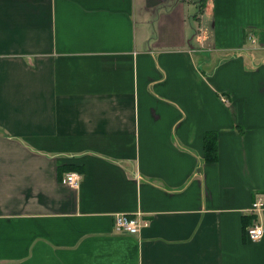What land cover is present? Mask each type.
<instances>
[{
	"label": "crops",
	"instance_id": "obj_1",
	"mask_svg": "<svg viewBox=\"0 0 264 264\" xmlns=\"http://www.w3.org/2000/svg\"><path fill=\"white\" fill-rule=\"evenodd\" d=\"M255 224L264 0H0V264H264Z\"/></svg>",
	"mask_w": 264,
	"mask_h": 264
},
{
	"label": "built area",
	"instance_id": "obj_2",
	"mask_svg": "<svg viewBox=\"0 0 264 264\" xmlns=\"http://www.w3.org/2000/svg\"><path fill=\"white\" fill-rule=\"evenodd\" d=\"M252 43L255 41L252 39ZM81 181V175L78 173H66L62 179V184L68 186L73 189H77L79 187ZM263 207V200L258 198L257 201L253 204L252 210L253 212L261 211ZM147 222L141 219L140 216H126V215H117L114 218V226L116 230L131 234L137 235L141 232L143 228L147 226ZM246 236L251 242H257L263 237V228L260 225H252L249 226L246 231Z\"/></svg>",
	"mask_w": 264,
	"mask_h": 264
},
{
	"label": "trees",
	"instance_id": "obj_3",
	"mask_svg": "<svg viewBox=\"0 0 264 264\" xmlns=\"http://www.w3.org/2000/svg\"><path fill=\"white\" fill-rule=\"evenodd\" d=\"M204 161L212 164L217 160V134L206 132L203 136Z\"/></svg>",
	"mask_w": 264,
	"mask_h": 264
}]
</instances>
